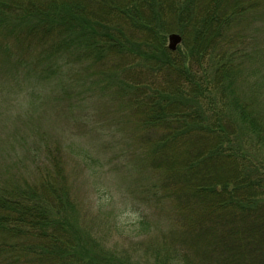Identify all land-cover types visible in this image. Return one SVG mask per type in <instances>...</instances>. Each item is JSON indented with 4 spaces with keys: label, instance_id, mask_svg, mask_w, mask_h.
Wrapping results in <instances>:
<instances>
[{
    "label": "trees",
    "instance_id": "trees-1",
    "mask_svg": "<svg viewBox=\"0 0 264 264\" xmlns=\"http://www.w3.org/2000/svg\"><path fill=\"white\" fill-rule=\"evenodd\" d=\"M259 12L264 0H0V95L26 86L43 117L62 101L114 102L138 198L157 215L136 221L153 234L136 243L145 255L101 250L68 213L62 146L40 128L21 173L34 180L0 186V264H264V50L245 43ZM261 60L254 92L235 94L241 64ZM53 85L59 97H42Z\"/></svg>",
    "mask_w": 264,
    "mask_h": 264
},
{
    "label": "rangeland",
    "instance_id": "rangeland-1",
    "mask_svg": "<svg viewBox=\"0 0 264 264\" xmlns=\"http://www.w3.org/2000/svg\"><path fill=\"white\" fill-rule=\"evenodd\" d=\"M249 19L245 34L246 48L257 46V38L260 49L264 50V13L252 14ZM170 34L167 35L166 45ZM262 64L263 60L241 64L234 77L237 83L235 94H240L239 90L245 94L254 92V72H258ZM75 82H70L72 87ZM20 90L18 95H0V165L4 163L0 166V186L4 183L24 185L34 180L33 174L21 173L25 174L33 166L31 151L39 132L44 135L42 129L53 137V142L62 146L64 170L76 204L68 213L75 212L78 224L86 222L92 235L99 238L100 242H97L101 244V250L116 251L118 256L128 252L133 260L138 255H145L144 252L136 251V243L151 239L153 234H147L145 229L142 232L137 230L136 221L142 216L149 219L151 215L154 219L157 215L154 214L155 209L141 204L138 198L136 176L132 168L135 149L127 141L129 137L122 124L123 110L114 102L91 98L81 102L82 106H78L75 101L70 102L71 110L67 109L68 103L62 101L56 104L55 109L48 108L43 117L39 116L40 107L33 109L30 106L32 93L26 86ZM37 90L40 92L41 88ZM61 92L54 85L52 88L47 86L46 89L42 88V97L47 100L48 97L58 98ZM258 97L261 98L259 93ZM68 144L88 149L90 157L86 163L67 148ZM163 225V218H160L158 231ZM152 232H155L153 226ZM139 233L141 235L138 236Z\"/></svg>",
    "mask_w": 264,
    "mask_h": 264
},
{
    "label": "water",
    "instance_id": "water-1",
    "mask_svg": "<svg viewBox=\"0 0 264 264\" xmlns=\"http://www.w3.org/2000/svg\"><path fill=\"white\" fill-rule=\"evenodd\" d=\"M181 35L178 33H171L168 36V48L170 50H175L178 43L181 42Z\"/></svg>",
    "mask_w": 264,
    "mask_h": 264
}]
</instances>
